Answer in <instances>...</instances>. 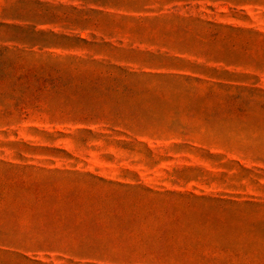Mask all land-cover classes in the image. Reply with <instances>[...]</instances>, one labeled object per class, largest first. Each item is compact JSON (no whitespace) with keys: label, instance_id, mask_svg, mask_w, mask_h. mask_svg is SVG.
Segmentation results:
<instances>
[{"label":"rangeland","instance_id":"rangeland-1","mask_svg":"<svg viewBox=\"0 0 264 264\" xmlns=\"http://www.w3.org/2000/svg\"><path fill=\"white\" fill-rule=\"evenodd\" d=\"M0 264H264V0H0Z\"/></svg>","mask_w":264,"mask_h":264}]
</instances>
